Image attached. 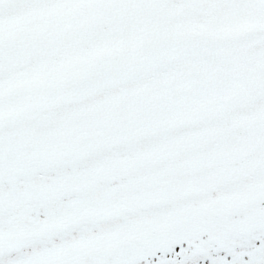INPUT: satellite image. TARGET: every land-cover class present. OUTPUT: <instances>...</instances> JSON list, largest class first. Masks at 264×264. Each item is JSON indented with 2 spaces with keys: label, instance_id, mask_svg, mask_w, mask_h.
<instances>
[{
  "label": "snow or ice",
  "instance_id": "6c2138e0",
  "mask_svg": "<svg viewBox=\"0 0 264 264\" xmlns=\"http://www.w3.org/2000/svg\"><path fill=\"white\" fill-rule=\"evenodd\" d=\"M0 264H264V0H0Z\"/></svg>",
  "mask_w": 264,
  "mask_h": 264
}]
</instances>
